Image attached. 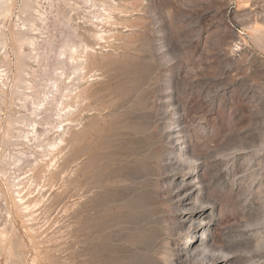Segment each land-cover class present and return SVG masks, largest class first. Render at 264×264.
Instances as JSON below:
<instances>
[{
  "label": "rangeland",
  "instance_id": "1",
  "mask_svg": "<svg viewBox=\"0 0 264 264\" xmlns=\"http://www.w3.org/2000/svg\"><path fill=\"white\" fill-rule=\"evenodd\" d=\"M43 1L35 26L55 38L43 45L52 56L39 49L48 67L37 72L39 96L71 29L95 44L89 76L97 79L81 84L53 171L45 165L53 132L42 151L23 144L26 129L4 136L10 117L34 115L29 100L20 105L22 88L20 96L12 83L0 88V264H207L202 252L218 255L208 264H264V0H113L104 41L86 37L85 0ZM25 2L11 0L0 19L12 74ZM51 5L69 23L56 22ZM23 151L44 163L20 164ZM14 176L25 178L29 215L9 190Z\"/></svg>",
  "mask_w": 264,
  "mask_h": 264
},
{
  "label": "bare ground",
  "instance_id": "2",
  "mask_svg": "<svg viewBox=\"0 0 264 264\" xmlns=\"http://www.w3.org/2000/svg\"><path fill=\"white\" fill-rule=\"evenodd\" d=\"M11 0H0V19H4L6 18L9 14H10V9H11ZM25 6H24V13L27 14V17L22 20L21 23V27H20V32L18 34V37L15 39V43H16V50L15 52V58H16V71L15 73H9L8 70L6 69V48H7V42L5 41V39L3 38L2 32H0V88H3L5 86H8V84L12 83L11 89H12V94H16L19 95L21 92L20 90L23 89V91H25V98H23L25 101L29 100L28 102H19L20 105H28L27 103L31 104V109L32 110V114L34 115L31 120L29 122L23 121L20 118L15 117L14 119L12 117L9 118V120L7 121V129L5 131L4 136L9 137V133L12 127L14 128H23L26 129L22 130L21 132V136L20 139L22 137V142H24V145L28 146H33L35 144H37V151H42L43 150V145H44V137L47 136L46 132H53L52 134H54V137L51 138L48 143L46 144V146L48 147L47 150L50 151V156L51 158L48 159V161H46L45 165H46V170L49 171H53V166H55V159H56V155H60V153L62 152L61 150H63L64 147H66V137L69 133V128H67V125H69L71 122L73 121H69V118H67L69 115H71V113H73V103L74 101L78 100L80 98V95L82 93H84L85 88L81 90V87H83L82 85H87L89 82H92L94 80H96L97 78H94L93 76L97 77L96 74L93 73V75H90L93 70L91 69L92 67L90 66V56L94 53L95 48L93 49L92 46H90L91 44L93 45L94 43H90V45L88 44V40H86L87 38H85L84 36L80 35L77 32V29H71L70 26H68L71 30L68 36L65 35V37L62 40V43H60V46L56 49V53L54 54L56 58V63L54 65V70L53 73L51 72V76L49 77L50 79L47 80L50 84V86H48L50 89L49 93H47L46 95L43 96H39V92L37 91V87L39 85V83H37L38 81H40L39 75V68H42L40 66V60L41 57H43L41 51H39V49H41V47L43 45L48 46L50 45L51 42V38H55L52 37L50 35V29H46L45 32L42 33L38 32L40 31L38 28H36L35 26V22L34 20L41 21L42 16L45 14L43 12L44 8H43V0H25ZM43 1V2H42ZM64 1V0H63ZM80 1V0H79ZM49 2V0L47 1ZM84 2V1H83ZM97 2V3H96ZM109 2H111L112 4H109ZM51 3V2H50ZM73 3V2H71ZM99 3V5H98ZM52 4V3H51ZM70 4V2L68 3ZM67 4V5H68ZM87 4L88 8H92L93 10L89 11L88 13L91 14V20L86 21V29H84V32L86 33V37L94 40V41H104L105 39V29L103 28L105 24H107L109 22V20L111 19V16L109 14V12L112 10L109 6H116L118 5L116 2H114L113 0H85V3ZM109 4V5H108ZM45 5V4H44ZM53 5V4H52ZM51 5V9L54 8L57 5H54V7H52ZM73 4H70V6ZM80 5V4H79ZM50 6V5H48ZM59 6V5H58ZM58 6L56 7V9L54 10L55 13V20L56 22L60 23L62 21H59L58 19L62 18L61 20H64L66 23H69L70 21V17L69 15L71 14H67L66 16H64L65 14L62 15V17H60V12H59V8ZM66 6V4H65ZM86 6V5H84ZM96 6L101 7L100 9L96 8ZM68 7V6H66ZM49 8V7H48ZM47 8V9H48ZM84 8V7H83ZM69 9V8H67ZM71 9V8H70ZM23 10V9H22ZM43 10V11H42ZM50 10V9H49ZM46 10V11H49ZM53 10V9H52ZM64 10V9H63ZM66 10V9H65ZM72 10V9H71ZM70 10V11H71ZM69 11V10H68ZM69 11V12H70ZM84 11V10H83ZM94 11H99L97 13H93ZM109 11V12H108ZM22 12V11H21ZM52 12V11H51ZM51 12H47V13H51ZM65 12V11H64ZM76 12V11H75ZM78 12V10H77ZM23 13V14H24ZM54 13V12H53ZM67 13V12H65ZM87 13V15H88ZM83 14H85L83 12ZM93 14V15H92ZM29 15V16H28ZM77 15V14H76ZM24 16V15H23ZM26 16V15H25ZM54 16V14L52 15ZM84 16V15H83ZM17 17V16H16ZM44 17V16H43ZM47 17V16H46ZM72 18V17H71ZM46 19V18H45ZM90 19V18H89ZM48 20V18H47ZM58 20V21H57ZM72 20V19H71ZM42 22V21H41ZM49 22V21H48ZM85 23V22H84ZM43 24V23H42ZM68 25V24H67ZM18 27V26H17ZM41 27V26H40ZM50 27V26H49ZM19 28V27H18ZM53 29V28H52ZM49 30V32H48ZM18 33V32H17ZM16 33V34H17ZM49 33V35H48ZM46 34V35H43ZM61 34V33H60ZM56 35V34H55ZM64 35V34H63ZM61 37H63L62 35H60ZM59 37V36H58ZM59 37V38H61ZM89 39V40H90ZM57 40V38H56ZM13 41V40H12ZM58 41V40H57ZM58 43V42H57ZM15 45V44H14ZM95 45V44H94ZM57 46V45H56ZM44 47V46H43ZM52 45L50 46V48L46 49V47H44L43 49L46 51L48 55L51 54L52 56ZM97 47V46H96ZM26 48H31L34 51H27ZM56 48V47H54ZM99 47H97L96 49H98ZM42 50V49H41ZM34 52V53H33ZM44 52V51H43ZM14 54V53H13ZM44 54V53H43ZM45 56H47V54H45ZM49 57V56H48ZM47 57V58H48ZM93 57V56H92ZM46 58V59H47ZM52 58V57H51ZM50 59V58H49ZM92 59V58H91ZM55 60V59H54ZM54 60L52 62H54ZM44 61V59H43ZM94 61V60H93ZM50 62V61H49ZM33 64V66H31ZM42 64V62H41ZM54 64V63H53ZM49 66V64H48ZM46 68H48L47 66H44ZM44 67L42 69H44ZM52 67V66H51ZM50 68V67H49ZM41 71V70H40ZM44 71V70H43ZM38 72V73H37ZM42 72V71H41ZM70 72V73H69ZM96 73V72H95ZM44 74V72H43ZM42 75V74H41ZM45 77L47 74H44ZM71 76H73V78H70ZM89 76V78H91L89 81L87 79V77ZM42 77V76H41ZM93 77V78H92ZM67 81V82H66ZM82 84V85H81ZM41 86V85H40ZM9 88V87H8ZM22 88V89H21ZM7 89V87H6ZM39 89V88H38ZM4 90V89H2ZM10 91V90H9ZM11 92V91H10ZM22 95V94H21ZM20 96V95H19ZM11 98H13V96H11ZM85 98V97H84ZM125 98V97H124ZM21 100V99H20ZM13 99V102L18 105V103H16ZM19 101V100H18ZM88 102V101H87ZM76 104V103H74ZM80 109V108H79ZM86 110V109H85ZM29 112V111H28ZM80 112V111H79ZM76 113V112H75ZM74 114V113H73ZM75 115V114H74ZM72 116V115H71ZM4 119V118H3ZM30 119V118H29ZM76 120V119H75ZM65 122H68L67 124H65ZM77 123V122H76ZM80 124V123H79ZM72 125V124H71ZM69 125L70 127H73ZM78 125V124H77ZM45 126V129H42ZM42 127V128H41ZM4 128V127H3ZM25 131V132H23ZM20 132V131H19ZM48 132V133H49ZM74 132V131H73ZM1 133V132H0ZM13 133V132H12ZM17 133V132H16ZM76 133V132H75ZM100 134V133H99ZM11 135V134H10ZM13 136V135H12ZM11 136V137H12ZM17 137V135H16ZM69 137H74V135L69 136ZM68 137V139H69ZM19 138V137H18ZM49 138V137H48ZM46 138V139H48ZM8 139V138H7ZM72 139V138H71ZM78 139V138H77ZM9 140V139H8ZM95 140V139H94ZM97 140V139H96ZM13 141V139H12ZM17 141V140H16ZM79 141V140H78ZM19 142V141H18ZM16 142V143H18ZM32 142V143H31ZM47 142V141H46ZM80 142V141H79ZM83 142V141H82ZM96 142V141H95ZM94 142V143H95ZM11 143V140L10 142ZM15 142H13L14 145ZM35 143V144H33ZM33 144V145H31ZM74 144L77 145V142H75ZM81 145V142L79 143ZM16 145V144H15ZM18 145V144H17ZM91 145V143H90ZM27 146V147H28ZM23 147V146H22ZM25 147V146H24ZM86 147H91V146H86ZM71 148V147H70ZM73 148V147H72ZM22 149V148H21ZM20 149V150H21ZM31 149V148H30ZM65 149V148H64ZM84 149V148H83ZM87 149V148H86ZM24 150V149H23ZM32 150V149H31ZM46 150V149H45ZM10 151V150H9ZM33 151V150H32ZM86 150L82 151L79 150V154L82 155V153H84ZM31 152V151H29ZM44 152V151H43ZM82 152V153H81ZM41 153V152H40ZM46 153H48L46 151ZM75 153V152H74ZM25 151L18 153L16 157H18L17 159H20V164H21V160L23 159H28L26 161H29V158L32 159V170L35 168L37 169V167H39L40 164L44 163L42 161H39V159H36L37 156L33 157L28 156V157H24ZM27 154V153H26ZM25 154V156H26ZM49 154V153H48ZM62 154V153H61ZM66 154V153H65ZM69 154V153H68ZM39 155V154H38ZM75 155H78L77 153L73 154V157ZM44 156V155H43ZM70 156V155H69ZM68 156V157H69ZM76 157V156H75ZM40 158V155H39ZM42 158V157H41ZM40 160H44L43 158ZM94 158V157H93ZM63 159V158H62ZM72 159V158H71ZM92 159V158H90ZM38 160V161H37ZM94 160V159H93ZM17 161V160H16ZM29 162V163H30ZM91 163V162H89ZM19 164V163H18ZM61 164V163H60ZM7 166V165H6ZM15 167V166H14ZM42 168L44 167L41 166ZM51 167V168H50ZM58 167V166H56ZM44 168V169H45ZM50 168V169H49ZM63 169V167H61ZM59 168V169H61ZM61 169V170H62ZM18 170V169H17ZM31 171V170H30ZM28 172V171H27ZM43 172V171H42ZM57 172V171H55ZM15 173V172H14ZM41 173V172H40ZM39 173V174H40ZM63 173V171H62ZM3 174V173H2ZM33 174V173H32ZM53 174V173H52ZM83 174V172H82ZM12 175V174H11ZM37 175V174H36ZM43 175V174H41ZM39 179H40V176ZM50 175V174H49ZM56 175V173H55ZM62 175V174H60ZM53 176V175H51ZM82 176V175H80ZM86 176V175H85ZM15 177V176H14ZM13 177V178H14ZM31 177V176H30ZM61 177V176H60ZM72 177V176H71ZM6 178V177H5ZM35 178V177H34ZM33 178V180H34ZM25 178L20 179L19 176H16L13 181H11V185L9 190H11V193L15 195V199L18 198L17 201H15L17 203L16 206H20L23 207L25 205L24 208H20L23 213H27L30 211V202L27 200V197L25 194H22L23 190H22V184H23V180ZM31 179V178H30ZM47 179V178H46ZM65 179V178H64ZM7 180V179H5ZM36 180V179H35ZM34 180V181H35ZM48 180V179H47ZM51 180V179H50ZM92 180V179H91ZM25 181V180H24ZM29 181V180H28ZM37 181V180H36ZM41 181V180H40ZM39 181V182H40ZM45 181V180H44ZM85 183H83V185L85 186L86 184V180H84ZM49 182V181H48ZM87 182H89L87 180ZM9 183V182H8ZM47 183V182H46ZM44 185L48 186V183ZM52 183V182H51ZM65 183V182H64ZM33 184V183H31ZM37 184V183H36ZM53 184V183H52ZM9 185V184H8ZM34 185V184H33ZM64 185V184H63ZM70 184H68L69 186ZM76 185V184H74ZM35 186V185H34ZM33 187V189H35ZM38 186V184H37ZM43 186V185H42ZM67 186V184H66ZM67 186V189L69 188ZM88 186V185H87ZM46 187V186H45ZM86 187V186H85ZM91 187V186H90ZM79 188V187H78ZM83 188V186H82ZM41 189V188H40ZM47 189V187H46ZM49 189V188H48ZM51 189V187H50ZM65 189V188H64ZM63 189V190H64ZM72 189H73V185H72ZM86 189V188H85ZM57 190V189H56ZM81 190V189H80ZM87 190V189H86ZM35 191V190H34ZM76 191V190H75ZM85 191V190H84ZM48 192V191H47ZM64 192V191H63ZM77 194H79V191H76ZM25 193V192H24ZM40 193V192H39ZM46 193V192H45ZM27 194V193H26ZM65 194V193H64ZM11 195V194H10ZM32 195V194H30ZM41 197L42 195L39 194ZM62 196V195H61ZM75 196V194H74ZM40 197V198H41ZM44 197V196H43ZM61 200V197L59 198ZM73 199V198H71ZM63 200V199H62ZM59 201V200H58ZM33 202V201H32ZM35 202V201H34ZM36 203V202H35ZM39 203V202H38ZM19 204V205H18ZM34 204V203H33ZM73 204V203H72ZM74 204H77L74 202ZM32 205V204H31ZM73 206V205H72ZM77 206V205H76ZM53 207V205H52ZM71 207V206H70ZM73 208V207H71ZM19 211V210H18ZM78 211V210H77ZM91 211V210H90ZM66 212V211H65ZM30 213V212H29ZM75 213V212H74ZM50 214V213H49ZM53 214V213H52ZM29 215V214H28ZM77 217V216H76ZM75 217V218H76ZM89 217V216H88ZM92 217V216H91ZM86 218V217H85ZM95 220V219H93ZM100 220V219H99ZM203 222V221H202ZM211 221H207L206 222V226L210 223ZM75 224V223H74ZM90 224V223H88ZM107 224V223H106ZM100 225V224H99ZM104 225V224H103ZM93 226V225H92ZM209 226V225H208ZM91 227V226H90ZM89 228V227H88ZM94 228V227H93ZM204 228L203 226H197L196 229H202ZM108 229V228H107ZM76 231V230H75ZM89 231V230H88ZM85 232V231H84ZM101 232V231H99ZM195 233H198L196 231H192L189 232L188 237H193ZM89 234V233H88ZM98 234V233H97ZM102 234V233H101ZM86 235V234H85ZM95 235V234H94ZM96 236V235H95ZM90 237V236H89ZM92 237V236H91ZM105 238V237H104ZM107 239V238H106ZM90 240V239H89ZM87 241V240H86ZM105 241V240H104ZM109 241V240H108ZM75 244V243H74ZM101 244V243H100ZM113 244V243H111ZM194 244V243H193ZM10 246V245H9ZM103 246V245H102ZM101 246V247H102ZM59 247V246H58ZM208 248V247H207ZM9 249L11 251V248H8V254ZM94 249V248H93ZM190 249V247L188 248ZM210 249V248H209ZM51 250V249H50ZM91 250V249H90ZM96 250V249H95ZM100 250V249H99ZM80 251V250H79ZM92 251V250H91ZM103 251V250H101ZM198 251V250H197ZM196 252V250H195ZM207 252H210L207 251ZM213 252V251H212ZM198 253V252H197ZM196 253V254H197ZM205 253V252H204ZM7 254V255H8ZM11 254V253H10ZM85 254V253H84ZM96 254V253H95ZM209 254V253H208ZM216 254H218L216 252ZM220 254V253H219ZM17 255V254H16ZM94 255V254H93ZM198 255V254H197ZM200 255V253H199ZM206 255V254H205ZM211 255V253H210ZM223 254H221L222 256ZM225 255V254H224ZM223 255V256H224ZM202 256V261L205 263H213V262H218L220 260H218V255H214L212 257L207 258V256H203V252L201 254ZM220 256V255H219ZM9 257H11L9 255ZM13 257H15L13 255ZM13 257L11 259H13ZM198 257V256H197ZM200 257V256H199ZM101 259V258H100ZM96 260V259H95ZM99 260V259H98ZM94 261V260H93ZM15 262V261H14ZM131 262V261H130ZM133 264V263H132ZM175 264V263H174Z\"/></svg>",
  "mask_w": 264,
  "mask_h": 264
}]
</instances>
